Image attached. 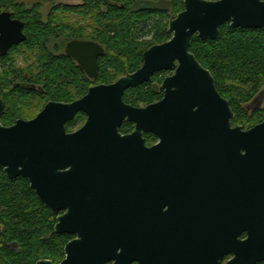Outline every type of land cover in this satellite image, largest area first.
I'll list each match as a JSON object with an SVG mask.
<instances>
[{
	"label": "water",
	"instance_id": "obj_1",
	"mask_svg": "<svg viewBox=\"0 0 264 264\" xmlns=\"http://www.w3.org/2000/svg\"><path fill=\"white\" fill-rule=\"evenodd\" d=\"M183 4L184 10L168 23L171 39L151 46L143 53L142 66L116 82L90 87L70 103L51 101L34 119H20L10 127L1 123L5 103L0 99V170L10 180H28L40 203L57 216L56 234L76 236L58 264L109 261V244L129 217L126 205L116 203L113 194H120L124 185L138 184L141 173L154 172L160 160L164 168L171 163L173 169L217 173L221 179L216 184L234 185L242 150L264 156V122L250 130L232 127L236 115L228 99L190 51L195 36L215 41L226 24L233 29H263L264 0ZM24 28L10 12L0 13L1 56L26 42ZM105 52L93 41L74 40L65 47L66 55L91 80L98 77ZM160 72L172 73L161 85V101L142 108L125 103L126 91L152 82ZM263 102L264 90L255 103ZM80 114L86 117L85 125L68 132L67 124ZM124 122L135 125L132 134H120ZM145 134L164 139L163 146L176 151L174 158L161 157L156 146L147 147Z\"/></svg>",
	"mask_w": 264,
	"mask_h": 264
},
{
	"label": "trees",
	"instance_id": "obj_2",
	"mask_svg": "<svg viewBox=\"0 0 264 264\" xmlns=\"http://www.w3.org/2000/svg\"><path fill=\"white\" fill-rule=\"evenodd\" d=\"M80 1L83 4L79 7L62 8L95 15L97 28L89 39L102 45L106 52L99 60V75L94 80L70 57L49 49L52 38L66 35L82 39V31L54 20L46 23L36 7L27 9L18 0H0V12L13 11L16 18L26 23L27 36L23 45L0 56V70L4 71L0 89L6 86L11 91L4 100V126L25 116L24 104L28 101L70 103L85 96L92 82L111 84L118 77L137 71L146 50L171 39L168 23L184 10V0ZM220 31L215 41H202L195 36L190 51L212 73L218 91L228 99L236 115L232 125L248 129L264 121V106H245L264 90V28L233 29L226 24ZM149 36L154 42L145 40ZM22 47L39 51L36 72L29 70L31 76H23V70H18L12 59L13 52ZM166 74L157 73L152 82L129 89L124 101L140 107L161 100L163 90L153 85L161 84L165 78L160 76ZM84 118L83 114L77 116L67 124V131H73ZM150 138L153 136H148V143L152 142ZM56 223V216L40 203L28 180H10L0 170V264H37L40 260L60 263L72 237L56 234Z\"/></svg>",
	"mask_w": 264,
	"mask_h": 264
},
{
	"label": "flooded vegetation",
	"instance_id": "obj_3",
	"mask_svg": "<svg viewBox=\"0 0 264 264\" xmlns=\"http://www.w3.org/2000/svg\"><path fill=\"white\" fill-rule=\"evenodd\" d=\"M2 12H10L13 19L20 20L13 11ZM74 40L92 41L69 39L63 44L62 53L66 55V45ZM256 98L245 106H257ZM262 106L264 102L258 107ZM85 123L86 120L70 133ZM237 126L250 130L256 125L248 129ZM134 129L133 123L124 122L119 132L126 136ZM150 135H144L147 147L156 146L161 157L174 158L176 151L163 146L164 139L152 135V142L148 143ZM262 158L242 150L235 164L234 185L216 184L221 179L217 173L173 169L171 163L164 168L160 160L154 172L141 173L138 184L124 185L120 194H113L117 200L114 202L126 205L129 217L109 244L106 264H264V259H258L264 254V244L260 243L264 241V161H259ZM69 236V242L76 238Z\"/></svg>",
	"mask_w": 264,
	"mask_h": 264
},
{
	"label": "rangeland",
	"instance_id": "obj_4",
	"mask_svg": "<svg viewBox=\"0 0 264 264\" xmlns=\"http://www.w3.org/2000/svg\"><path fill=\"white\" fill-rule=\"evenodd\" d=\"M211 1H217V0H211ZM18 3L23 4L27 9H33L36 7L38 12L41 14L42 19L49 23L51 20H54L55 22H60L66 25H69L71 28L73 27L75 30L82 31L84 35V40H90L89 38L94 34L97 25L95 20L94 14H87L84 13L82 10L72 9V10H66L62 7L65 6H73V7H79L83 3L80 0H18ZM166 6L167 4L164 3ZM60 8V9H58ZM57 11V12H55ZM182 12V11H181ZM66 35L54 37L51 40V43L49 45V49L52 52L60 54L63 49V44L69 40L70 38L65 37ZM148 43L154 42L152 37H147L145 39ZM56 49H60L61 52H56ZM38 50L31 48H25L22 47L18 49L12 56V59L15 63L16 68L19 70H23V76H31L32 74L29 72L33 68L36 72V65L38 62ZM4 71L0 70V80L2 78V75ZM172 73L168 72L166 76H160L161 78L169 77ZM122 77V76H121ZM121 77H118L117 80H119ZM115 80V82L117 81ZM114 83V82H113ZM99 85L97 82H92V86ZM154 88H157L158 90H161V84L160 83H154ZM11 91L8 90L6 86H3L2 89H0V97L5 100L7 95ZM46 103L41 102L39 100H36V102L28 101L24 104L25 109V116L22 117L23 120H31L34 119L45 107ZM142 106H145L142 105ZM86 120V117L82 120L80 125L84 123Z\"/></svg>",
	"mask_w": 264,
	"mask_h": 264
}]
</instances>
